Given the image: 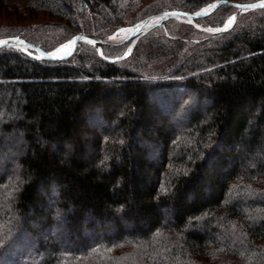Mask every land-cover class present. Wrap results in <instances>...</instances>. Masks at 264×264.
<instances>
[{
    "label": "trees",
    "instance_id": "trees-1",
    "mask_svg": "<svg viewBox=\"0 0 264 264\" xmlns=\"http://www.w3.org/2000/svg\"><path fill=\"white\" fill-rule=\"evenodd\" d=\"M220 1L264 0H0V41ZM37 57L0 48V264H264V8Z\"/></svg>",
    "mask_w": 264,
    "mask_h": 264
},
{
    "label": "water",
    "instance_id": "water-1",
    "mask_svg": "<svg viewBox=\"0 0 264 264\" xmlns=\"http://www.w3.org/2000/svg\"><path fill=\"white\" fill-rule=\"evenodd\" d=\"M224 4H227V5L235 8L236 13L264 8V1L263 2H257V3H251V4H237V3H229L226 1H220L213 8H211L210 11L203 13V14H189V13H185V12H181V11L162 12L159 14H155L153 16L146 17L141 23H139L138 25H136L133 28V30L130 32V34L124 40H121L118 42L110 41V39H107V40L101 39V38H98L94 35H89V34H85V33H76L72 39V47H71L70 52L64 57H56L53 55V53H46L42 49H40L39 47H37L33 44H30L24 40H19V39L2 40V41H0V48H18L25 53H29L31 51H34L38 54L37 58L47 59V60H51V61L62 60V59L68 58L69 56H71L74 53L76 46L78 45L79 42L89 41L91 43H94V44L100 45V46L123 45L129 41L134 40L139 35L148 32L154 26H157V23L154 22L155 20L157 21L160 19L161 22H163L164 20L170 19V18L196 20L200 17L207 16V15L211 14L219 6L224 5ZM153 19H155V20H153ZM151 20H153L152 26H149V23H151Z\"/></svg>",
    "mask_w": 264,
    "mask_h": 264
},
{
    "label": "rangeland",
    "instance_id": "rangeland-1",
    "mask_svg": "<svg viewBox=\"0 0 264 264\" xmlns=\"http://www.w3.org/2000/svg\"><path fill=\"white\" fill-rule=\"evenodd\" d=\"M202 14H203V13H202ZM2 19H3V18H2ZM3 20H5V19H3ZM153 20H155V19H153ZM153 20H151V23H149V26H152V22H153ZM181 20H185V21H187L188 19H181ZM189 20L192 21L194 24H196L198 19H196V20H191V19H189ZM230 20H231V21H230ZM154 22H156L157 25H161V24H162V22H161L160 19L157 20V21L155 20ZM233 22H234V16L231 15V16H229V17L227 18V20L225 21V23H224V25H223L222 27H219V28H213V29H210V31L215 32V33L223 32V31L229 29V28L232 26ZM134 27H135V26H134ZM134 27H131V28H130V27H129V28H125V29H121V30H118V31L114 32V33L109 37L110 41H114V42L116 41V42H118V41L124 40V39L130 34V32L133 30ZM198 28H201V27L198 26ZM86 42H89V41H86ZM93 44H94V43H93ZM71 47H72V40L69 41V42H66L65 44H63V45H61V46H59L58 48H56V49H55L53 52H51V53H53V55L56 56V57H64V56H66V55L70 52ZM131 47H132V45H130V46L127 48V50H126V54H129V52H130V50H131ZM9 154H10V152H9ZM237 157H238V159H237L236 161H237L238 164H239V163L242 162L243 158H242L241 156H239V154L237 155Z\"/></svg>",
    "mask_w": 264,
    "mask_h": 264
},
{
    "label": "bare ground",
    "instance_id": "bare-ground-1",
    "mask_svg": "<svg viewBox=\"0 0 264 264\" xmlns=\"http://www.w3.org/2000/svg\"><path fill=\"white\" fill-rule=\"evenodd\" d=\"M231 21V20H230Z\"/></svg>",
    "mask_w": 264,
    "mask_h": 264
}]
</instances>
